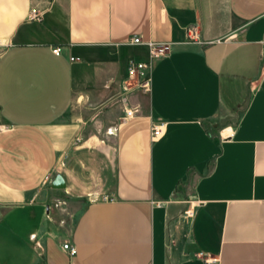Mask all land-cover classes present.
<instances>
[{
  "label": "crops",
  "instance_id": "1",
  "mask_svg": "<svg viewBox=\"0 0 264 264\" xmlns=\"http://www.w3.org/2000/svg\"><path fill=\"white\" fill-rule=\"evenodd\" d=\"M0 47V264H264V0H0Z\"/></svg>",
  "mask_w": 264,
  "mask_h": 264
},
{
  "label": "built area",
  "instance_id": "2",
  "mask_svg": "<svg viewBox=\"0 0 264 264\" xmlns=\"http://www.w3.org/2000/svg\"><path fill=\"white\" fill-rule=\"evenodd\" d=\"M29 19L33 21H38L41 19V15L37 12H32L29 15ZM188 37L190 39H195V28H188L187 29ZM129 42L133 45L142 44L141 39L138 36L132 37ZM148 52V58L145 61H136L134 59H128L126 66L127 71L129 73V77L135 80V86L139 89L142 93H148L150 91V76H149V69L151 67V62L155 58L162 57L170 52V46L168 43L164 42H147L145 43ZM52 52L56 55L60 54L61 48L55 47L53 48ZM71 61H74L75 58L71 57ZM137 112V109H127L124 108L123 115L120 116L121 121H125L128 118L132 117ZM3 127V126H2ZM162 125L161 124H152L151 126V138H156L161 132ZM77 140H79L77 138ZM76 140V141H77ZM191 210H186L185 215L191 216ZM62 248L69 254L75 255L76 248L71 246L68 243H64ZM210 260H206L209 263Z\"/></svg>",
  "mask_w": 264,
  "mask_h": 264
},
{
  "label": "water",
  "instance_id": "3",
  "mask_svg": "<svg viewBox=\"0 0 264 264\" xmlns=\"http://www.w3.org/2000/svg\"><path fill=\"white\" fill-rule=\"evenodd\" d=\"M52 187H54V188H58V189L64 187L63 180H62V178H61L59 175H57V176L54 178V180H53V182H52Z\"/></svg>",
  "mask_w": 264,
  "mask_h": 264
},
{
  "label": "rangeland",
  "instance_id": "4",
  "mask_svg": "<svg viewBox=\"0 0 264 264\" xmlns=\"http://www.w3.org/2000/svg\"><path fill=\"white\" fill-rule=\"evenodd\" d=\"M1 49H2V47H0V51H1ZM139 90V89H138ZM134 91H137V89L136 90H134ZM140 91V90H139ZM141 92V91H140ZM144 94H146V93H144ZM3 125L0 123V129H3V127H2Z\"/></svg>",
  "mask_w": 264,
  "mask_h": 264
}]
</instances>
